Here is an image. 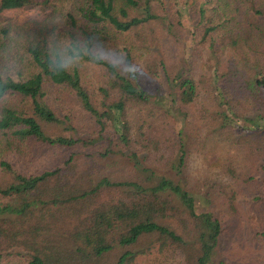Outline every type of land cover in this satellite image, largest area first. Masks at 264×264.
Returning a JSON list of instances; mask_svg holds the SVG:
<instances>
[{"label":"trees","instance_id":"1","mask_svg":"<svg viewBox=\"0 0 264 264\" xmlns=\"http://www.w3.org/2000/svg\"><path fill=\"white\" fill-rule=\"evenodd\" d=\"M48 2L0 0V12ZM69 2L72 8L62 14L54 41L36 30L25 34L22 48L31 69L28 75L13 77L0 62V137L62 148L94 144L97 139L48 135L41 124H65L84 110L98 125L103 141L101 149L87 157L119 153L152 173L147 181L102 175L95 181L89 178L81 187L60 180L63 168L71 166L73 152L63 163L36 173L1 160L10 177L0 186V194L11 202H0V264H7L8 255L1 247L5 238L25 246L27 264H95L116 245L138 247L121 253L116 264H124L146 252L139 249L143 243L186 251L192 264H212L224 224L210 209H199L212 200L215 181L208 183L210 190L184 185L186 135L194 124L189 106L202 97V90L209 94L201 85L214 78L218 97H212L213 108L206 107L204 114L215 121L212 132L225 136L226 146L233 151L212 161L221 165L213 180L220 178L219 193L231 203L242 196L256 204L264 201V0H207L210 5L199 6L204 30L198 43L206 44L207 56L199 64L198 78L192 62L183 59L172 67L153 50L161 33H179L180 0ZM8 35L9 30L3 29L0 51L12 44ZM62 37L67 38L66 59L56 46ZM69 59L77 63L69 65ZM83 64L102 73V85L85 81ZM51 92L63 93L62 103L69 100L66 107L57 103L66 112L62 118L49 100ZM95 95H101L98 105ZM20 99L30 102L27 108H20ZM128 102L137 107L134 132L129 131ZM167 143L171 150L166 155ZM155 154L168 156L162 169L159 162L146 165ZM103 187L118 189L125 197L89 209L66 235L54 233L53 226L61 222L53 221L55 214L70 217L71 205L89 202ZM17 220L29 221V229L14 230ZM260 234L264 237V230Z\"/></svg>","mask_w":264,"mask_h":264},{"label":"rangeland","instance_id":"2","mask_svg":"<svg viewBox=\"0 0 264 264\" xmlns=\"http://www.w3.org/2000/svg\"><path fill=\"white\" fill-rule=\"evenodd\" d=\"M206 1L180 0L181 3L178 5L180 12H178L179 17L177 19L181 23L177 25L176 19L173 21L177 25L176 29H179V33L176 36L161 33L157 41V47H153L154 52L164 56L165 61L171 64L172 67L178 65L183 59L192 62V65L195 67L193 70L194 75L197 78L201 69L199 64H202V60L207 56L206 44L198 43L204 30L198 9L201 5L203 7L210 5L209 3H205ZM71 8L72 3L69 0H49L46 4L29 5L0 12V37L2 36V30L7 28L9 30L8 37H11L12 44H14V49L11 48V44L7 46V50L1 49L0 51V62L7 68L9 74L13 77H18L19 74L28 75L31 71L22 48L26 37L25 34H27L28 30L31 29L32 31L36 30V32L44 33L49 41H54L59 31L58 27L63 22L62 14ZM66 44L67 38L65 37L60 38L56 43V46L60 47L59 51L64 54L65 59L66 50L64 47ZM17 50H20L18 54L19 61H16L18 60ZM20 56L23 59L22 61L20 60ZM68 63L69 65H74L77 62L76 60L72 62L69 59ZM83 66L85 67L83 76L85 77V81L87 80L92 85L103 84L102 73L99 70L97 72L92 71L89 64H83ZM201 86L209 94L202 90V97L189 106V119L194 124L192 131L186 135V157L185 164L182 167L185 180L184 185L187 188L202 191L210 190L208 189L209 186H207L210 181H215V184L217 183L216 185L214 184L211 196L212 200L209 204L199 206L200 210L210 209L213 211L224 224L222 237L215 249L212 264H219L220 261L223 264H264V237L261 234L259 235V231L262 232L264 230V201L256 204L252 200H248L242 196L238 202L231 203L222 192L219 193L222 183H219L220 178L217 176L213 180V175L220 169L221 165L212 164V161L216 157L220 160L225 152L228 155L233 150H230L226 146L227 142L224 141L225 136H219L212 132L215 121L210 116H205L204 114L206 107L209 109L213 108L212 97H218L214 78L206 86L204 84ZM50 96L49 100L53 101L55 112L62 118L66 112H63V108L58 104L66 107L69 100L66 99L65 103L60 101L64 100L63 93L51 92ZM92 98L96 101V105H98L101 95H95ZM29 103L27 100L20 99V108H27V104ZM126 108L128 118L132 124V129L129 131L134 132L137 123V107L133 103L128 102ZM94 122L93 117L84 110L83 113L77 115L75 118L73 117L72 121H67L65 124L41 122L45 133L51 136L64 135L74 138L97 139V142L94 144L75 145L71 148L48 146L34 140L21 143L17 139L14 140V138L4 140L3 137H0V161H10L20 171L36 173L52 168L57 163H63V159L73 152L74 159L71 162V166L64 167L62 177H60V180L67 181L70 185L76 183L75 185L86 187L89 178L95 181L102 175H107L112 180L147 181L146 177L152 172L150 170L142 171L139 169L135 165L133 158L122 156L119 153L110 154L107 158H100L97 155L93 158L87 157L88 153L99 150L103 146V141L100 135H98L99 127ZM236 133L237 135L241 134L239 130H236ZM103 135L106 136L107 131ZM223 145H225V149L222 150ZM135 146L141 149L140 145L136 144ZM167 147L166 155L171 150L169 143H167ZM118 148L114 150L116 151ZM154 156H150L146 165L152 162H159V169H162L168 156L160 157L156 154ZM152 157L153 159H151ZM159 169L155 171L157 175L162 173V170ZM9 177V173L0 165V186H4ZM205 184L207 188H205ZM125 194L115 188L103 187L89 202L80 200L81 203H78L75 208H72L71 205L72 211H70V217L65 216L67 213L63 215L59 214L63 217H56L55 214L53 221L60 220L61 222L53 226V231L56 230L59 235H66L72 224L74 225L79 219L83 220L84 215L89 209L109 200L123 198ZM0 202H11V198L0 194ZM7 216L12 219L18 218L16 215L8 214ZM28 222L17 220L13 224V228L14 230H28ZM35 222L36 218H33L32 223ZM16 234L18 235L17 231ZM3 240L4 244L1 246L2 252L8 255L6 263L27 264V256L23 253L26 252L25 246H15L10 241V238ZM141 243L143 242L141 241ZM135 249H138V247L133 249L116 245L111 252L95 264H116L121 253L126 250L135 252ZM139 249H146V252L143 254L138 253L133 259L126 261L124 264H192L189 261L188 252L173 248L172 246H166V248L162 249L159 243H143Z\"/></svg>","mask_w":264,"mask_h":264}]
</instances>
